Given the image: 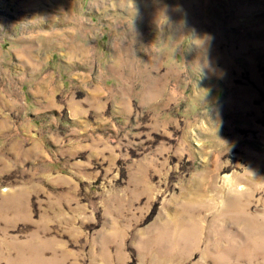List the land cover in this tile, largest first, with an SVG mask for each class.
<instances>
[{"label": "rangeland", "instance_id": "obj_1", "mask_svg": "<svg viewBox=\"0 0 264 264\" xmlns=\"http://www.w3.org/2000/svg\"><path fill=\"white\" fill-rule=\"evenodd\" d=\"M0 264H264V0H0Z\"/></svg>", "mask_w": 264, "mask_h": 264}, {"label": "bare ground", "instance_id": "obj_2", "mask_svg": "<svg viewBox=\"0 0 264 264\" xmlns=\"http://www.w3.org/2000/svg\"><path fill=\"white\" fill-rule=\"evenodd\" d=\"M228 167H226L225 169H227Z\"/></svg>", "mask_w": 264, "mask_h": 264}]
</instances>
